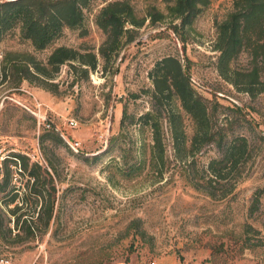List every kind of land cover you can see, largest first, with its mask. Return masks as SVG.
I'll list each match as a JSON object with an SVG mask.
<instances>
[{"label": "rangeland", "instance_id": "1", "mask_svg": "<svg viewBox=\"0 0 264 264\" xmlns=\"http://www.w3.org/2000/svg\"><path fill=\"white\" fill-rule=\"evenodd\" d=\"M131 2L146 19L141 27L129 25L134 40L127 41L128 33L111 60L99 56L88 75L63 64L52 80L56 92L43 88L48 95H37L41 107L10 78L0 84V135L10 148L34 154L0 191L1 235L17 264H264V92L250 96L217 68L216 22L233 0H212L184 27L170 16L149 19L152 7L168 14L164 0ZM106 3L91 0L83 27H66L42 51L18 27L11 30L0 42V61L6 52H32L46 61L62 45L98 52L106 34L95 20ZM168 55L187 64L196 90L219 103L220 122L229 114L231 132L248 139L238 178L222 189H211L203 172L218 154L215 146L194 154L173 148L168 110L180 111L193 135L178 100L158 107L165 147L163 159L155 158L152 128L140 116L153 108L149 72ZM249 61L245 54L233 66L246 69ZM39 109L50 127L40 124ZM72 119L78 125L71 126ZM55 130L56 139L44 137Z\"/></svg>", "mask_w": 264, "mask_h": 264}, {"label": "trees", "instance_id": "2", "mask_svg": "<svg viewBox=\"0 0 264 264\" xmlns=\"http://www.w3.org/2000/svg\"><path fill=\"white\" fill-rule=\"evenodd\" d=\"M91 0H0V42L17 27L21 37L30 40L35 51L50 47L66 27L80 29L85 18L84 8ZM96 24L106 34L98 52L68 46H58L49 54L46 61L38 59L32 52H6L0 61V84L12 81L13 87H20L23 81L56 92L53 76L63 64H70L74 70L87 75L99 65V56L108 63L123 45V38L130 33L127 41H133L132 27H141L146 19L139 18L131 0H104ZM167 13L156 7L150 8L147 16L152 22H158L170 16L179 20L177 26L191 24L207 8L212 0H164ZM130 25V26H129ZM216 48L220 52L217 68L220 75L238 89L255 96L264 92V0H233L231 11L224 20L216 22ZM86 34V32H83ZM250 57L249 66L239 69L233 63L242 55ZM153 82L151 93L153 108L142 114L140 120L150 125L153 131L154 154L156 159L164 157V138L161 130L159 106L164 102L178 100L193 123V135L189 138L183 114L168 110V121L173 148L181 153L189 150L192 154L205 145L217 148V156L210 159L203 169L207 175V184L213 189L216 184H229L231 178L237 179L239 166L249 152L246 136L231 132L234 120L229 114L226 121L220 122L217 110L218 102L200 94L193 86L189 66L179 57L168 55L158 60L149 72ZM123 111L122 125L126 118ZM57 131L48 132L44 137L56 139ZM59 134V133H58ZM23 159L25 168L28 158ZM237 170V171H236ZM10 170L0 182V191L7 189ZM211 194L215 192L208 190ZM260 190L259 193L263 192ZM259 197H256L253 209H257ZM40 215V213L38 214ZM51 217V211L48 215ZM264 226V222H263ZM30 230V229H29Z\"/></svg>", "mask_w": 264, "mask_h": 264}, {"label": "built area", "instance_id": "3", "mask_svg": "<svg viewBox=\"0 0 264 264\" xmlns=\"http://www.w3.org/2000/svg\"><path fill=\"white\" fill-rule=\"evenodd\" d=\"M41 103L38 102V106L41 107ZM38 114V118L40 120V124H44L48 127L52 125L51 120L46 116V114L41 113V109H39V112H36ZM71 126H76L78 125V121L72 119L70 122ZM36 154L39 156L41 155L37 149L34 150ZM22 154L26 156L29 160L33 159L32 153L28 151H20L15 148H10L7 144L6 141L3 140V136L0 135V180L5 179V175L7 170L11 171L10 175L15 171L16 174L18 173H24V164H23V159L18 155ZM42 159L45 160V158L41 155L40 160L38 162L42 164ZM26 169V168H25ZM10 178V177H9ZM1 204V200H0ZM39 212L37 213V215ZM15 223V222H14ZM31 224V222H30ZM30 227H32L30 225ZM0 264H14V248L11 246V242H9L8 238H5L1 235L0 233ZM154 264V263H152Z\"/></svg>", "mask_w": 264, "mask_h": 264}, {"label": "crops", "instance_id": "4", "mask_svg": "<svg viewBox=\"0 0 264 264\" xmlns=\"http://www.w3.org/2000/svg\"><path fill=\"white\" fill-rule=\"evenodd\" d=\"M21 87H22L23 90H25L26 92L29 93V95L31 96V98L35 99L39 103H42V102L40 101V99L38 98L37 95H43V96L44 95H46V96L48 95L47 94L48 92H46V90H44L41 87H37V86L35 87L34 85L30 84L29 81H27V80L23 81ZM30 96H29V99H30ZM48 219H50V217H48ZM14 264H17V260H16L15 253H14Z\"/></svg>", "mask_w": 264, "mask_h": 264}]
</instances>
